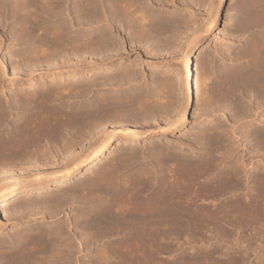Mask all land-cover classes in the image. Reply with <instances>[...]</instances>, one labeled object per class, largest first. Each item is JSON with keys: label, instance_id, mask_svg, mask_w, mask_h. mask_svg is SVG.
I'll return each instance as SVG.
<instances>
[{"label": "rangeland", "instance_id": "1", "mask_svg": "<svg viewBox=\"0 0 264 264\" xmlns=\"http://www.w3.org/2000/svg\"><path fill=\"white\" fill-rule=\"evenodd\" d=\"M176 5L164 4L160 9H157L158 11L156 10V14L166 15L172 23H181L180 25L183 26H180V29L177 28L173 33L171 31L169 33H172L171 35L167 33L160 37L162 38L161 40L152 39L154 43L150 41V44H132L129 41V36H123V42L126 40L123 44V53L108 61H102L99 58L94 59L96 61H91V63L88 61L89 64L86 62V64L79 65L73 71L79 73L78 77L73 80L66 79L67 81L65 83H60L62 85L65 84L64 86L69 90H65L66 93L69 94L71 92V99L66 97L61 101L51 102L47 106L48 108L52 106L54 110L63 108V110L65 109L64 111L72 109L74 112L78 110V113H87L85 120L77 116L75 117L79 118V121L75 117L74 119L72 117L75 121L70 119L72 120L70 121L71 124L77 121L78 126L80 125L81 131L77 135L80 134L81 137L84 134H89L96 127L101 126L98 129H102L109 126L110 121H114L112 123L113 125L120 124L122 121V124H137L136 127L139 129L153 128L155 124L164 125V121L169 118V114L164 112L167 108V111L169 109L186 110L183 130L170 134L167 137L154 136L151 142H146L142 139L132 149L126 146V149L124 148L122 151H119L105 164L95 165L90 172L84 175L83 179H74L76 181H73L67 188L31 195L11 208L0 209V243L5 242V240L8 243L15 242L19 239V236L21 237L29 230H34L33 233L36 234L41 230L50 232L54 229H62V233L64 231L63 235H52V244L55 242L54 245L56 246L53 245L55 249L53 248L54 251L52 253L55 254L60 251L62 252L61 255H64V260L62 259L64 262L61 264H264V231L263 233L259 232L264 227V208L260 212L261 215L258 213L255 215L253 213L252 216L254 215L256 217L250 220V222L247 221L249 223L245 220H243L244 222L232 220L233 222H227L229 225L226 224V226V222L222 223L223 221L221 219V222L219 219L213 220L212 222L211 219L208 221V218V220L203 218V214L206 217L209 214L212 215L214 212L219 216L225 212L226 214L232 213V216L238 215L239 210L237 209L240 207H237V204L239 202L236 199L234 201L233 197L238 193H242L244 190L242 189L241 192L238 190L237 192L235 191L237 189H230L234 191H231L232 193L229 192L223 197L221 195L215 197L216 194H213V197L210 190H214L207 187V179H205L207 175L203 169L199 170L200 168H198L199 171H196L197 168L195 169L194 167L193 171L188 166L182 169V174L184 172L185 175L183 174V177L181 176L182 178L179 176V181L181 182L179 183L178 181V187H186L185 189H188V191L190 189V191L186 194V190L182 188L185 194L183 191H179L182 194H179L180 196L178 195L182 200H178L177 197L172 199H177L178 202L180 201L184 205L181 207L180 204L181 209L179 208V210L181 214H186L184 215L185 219L189 216V221H191V212L198 211L199 216H201V219H197L198 221L193 220L187 222V219L185 221L183 220L184 218L182 219L183 223L181 222L182 224L179 227L182 230L187 229V231L184 230L182 232L183 235L182 233L178 235L172 232H169L167 235H157L159 234L158 229L160 225H158L159 228H157L158 226L153 228V231L157 229L153 235H122L121 233L123 231L120 228L114 231L110 228L97 232L87 225V222L91 220V216L93 217L94 214H99L100 211L112 204V196L113 198L116 196L115 199L117 198V194L126 196L131 191L130 189H133L132 187L136 185H140L139 183L142 186L144 185L143 187L147 186L150 192L156 191L157 181L160 175H163L161 170H164L163 172L166 174L169 172V169L172 167L175 168L176 159L179 161L178 159L193 157V155L205 152L202 150L203 147L205 148L204 142H206L207 138H212V136L216 137L219 135V138L227 140L230 145L231 156L227 155L228 159H225L226 161H222L223 156L216 155V161L220 164L219 169L223 172H226L232 166L241 167L242 164L244 167L246 166V170H249V173L252 167L261 166L262 170L264 169V102L262 107L260 106V109L256 106L253 98L249 97L251 96L250 93L246 95V92H248V90L246 91V87L250 89V86L246 83H242L243 85H241L233 79L235 77L234 75L238 72V68H241L242 64L249 59H245L244 56H246V53L254 55L253 60L257 66H264V0H222L220 3L218 0H180ZM213 9L218 10L216 29L211 36L199 35L200 41L197 45L203 44L205 46L209 43L212 44L211 47L203 55L197 56L196 60H194L195 56L190 55L191 52L189 53L193 70L189 77L190 89L188 91L185 87V78L177 64V55L180 49L184 50L183 48L190 33L197 31L200 34L199 27L206 23L207 17L214 12ZM14 24H16V21L8 18L6 32L14 28ZM169 36L170 38L168 39L167 37ZM164 37L167 39V45H165L168 49L164 47ZM163 39L164 41H162ZM159 41L160 43H158ZM13 43L12 41L7 43L5 49L0 51V86H2V89L0 88V97L3 100L4 97L8 98V95L10 93L12 94L13 91L14 95L17 91V94L24 93V90L29 91L27 85L30 82H32V88L38 89L37 91L40 92L43 82L46 81V85H49V81L47 82V80H50L44 74L45 71L43 70L35 71L32 74L30 82L26 81L29 78L26 72L21 75L22 72L18 71V73H15L16 71H12L10 64L13 63V60H11V54L15 49V44ZM248 44L250 49L242 53V50H245ZM7 46H9V49ZM252 48L257 50L258 53L256 54L257 51H254ZM197 52L193 50L192 54L195 53L196 55ZM10 57L11 59H9ZM85 58L86 60L90 59L88 56ZM110 73L118 76H122L123 74L130 75H128L127 82L123 80L120 83L117 81L114 84L103 85L101 83L104 78L103 76L109 75ZM87 78L90 81L94 78L95 80L93 79L91 81L92 83L96 81V84L89 88V91L86 88L91 82H88L89 80L87 81ZM82 79H84V82ZM54 82L57 83L59 80L54 79ZM78 82L84 84L80 87L81 90L85 89L86 94L82 93L85 97L83 95L78 96L77 93L80 90L71 87L73 83ZM49 86L51 87L52 85ZM67 86L72 89H69ZM50 87L49 89L52 88ZM49 89L47 90L49 91ZM12 96L10 95L9 98ZM74 96H77V99ZM11 100L12 98H10ZM56 105L60 108L55 107ZM160 105L161 107H159ZM25 107L29 109L30 106L28 107L26 105L23 107V113L28 114V109ZM53 108L51 110L45 108V110L48 113L49 111H54ZM45 110H42L44 112L43 114H46ZM72 110L69 112H72ZM145 110L155 112L154 118H140L141 115L147 113ZM92 113H94V116ZM20 115L22 113L17 114L15 111L12 113L8 119L9 121L6 123V131L11 130L17 125V122L14 124L11 123L17 119L16 116ZM112 116L116 118L114 117V119ZM130 116L135 117V119L138 117V121L133 117L132 119ZM80 119L82 120L81 122L84 121L82 124ZM115 120L121 121H117L115 124ZM138 123H140V126ZM148 125L149 127H147ZM71 131L69 136H67L68 134L66 135L65 142L68 144L70 141L72 144L79 142L75 145H77L76 149L80 148L79 146H83L85 143H81L80 135L76 137V134H73ZM257 131L258 134L254 135L253 132ZM259 135L260 137H258ZM62 142L65 143L64 139ZM55 144L57 150L61 149L59 148V146L61 147L60 143L57 142ZM159 147L163 151L165 150V154L158 153L159 155H156L155 151ZM131 153H136V157L133 156L134 159L130 158L132 156ZM54 158H56L54 159L56 163L62 160L59 156ZM171 158L173 161H171ZM202 170L204 172H201ZM103 171H106L108 174L106 175ZM249 173H246L247 176H249ZM144 174L149 175L144 176ZM105 177L108 179L106 180ZM82 183H86L84 186L87 187V190L85 188L82 191ZM167 184L169 185L170 183ZM167 184L165 188L168 190L170 188L172 189V186H168ZM194 191H199L200 196H198V193L195 195L196 193ZM251 194L253 195L252 192L248 195L251 197ZM157 197L159 196L154 195L147 202L135 199L136 201L133 200L131 204L140 207L138 209L141 211L143 208L146 209L145 207H148L146 205H151L150 209L152 208L154 210L155 207L158 209L159 205L157 203L160 204L161 197L159 199ZM262 197L264 198V195ZM191 198L193 201H190ZM218 200L227 201V204L222 207V205H219L221 201ZM186 201L189 207L186 206ZM231 202H236L237 204L234 203V205ZM228 203L231 204L228 205ZM131 204H127L126 206L130 207ZM184 208L190 212L189 215H187L188 212H185ZM169 225L170 229L177 227V225ZM255 227L262 228L259 231L257 229L258 232H255L256 234L258 233L257 235L251 232V229H256ZM188 228H193L194 231ZM49 238L47 237V240L50 241L51 239ZM6 245L8 244H5V247L2 248L3 250L1 249L0 251L8 252ZM52 253H46L48 255L45 253H42L43 255L40 254L41 260L44 259L42 260L43 263L38 259V264H46L47 259L45 257L49 259ZM67 256V261L69 260V262L65 261L66 258L64 257Z\"/></svg>", "mask_w": 264, "mask_h": 264}, {"label": "bare ground", "instance_id": "2", "mask_svg": "<svg viewBox=\"0 0 264 264\" xmlns=\"http://www.w3.org/2000/svg\"><path fill=\"white\" fill-rule=\"evenodd\" d=\"M178 1L180 0H0V51L5 49L7 43L11 41L14 42L13 44H15V49L11 54L12 59L11 57L9 58L13 60V63L10 62L12 71H16L15 73H18V71L22 72L21 75L26 72V74H28L27 77H29H25L27 78L26 81L30 82L32 74L35 71L43 70L45 71L44 74L47 76V78L50 79L47 80V82L49 81L48 84L52 85L51 88L49 85H46V81H44L42 86L40 85L42 90L39 92L37 91L38 89L36 90L32 88V82H30L27 85V89H29V91L24 90V93L21 91V94H17V91L14 95V91L12 90V94L10 93V95H13L12 97H10L12 98L11 101L9 98L10 95H8V98L4 97V100L0 97V209L11 208L16 204L21 203L25 198L31 195L41 194L43 192L56 189L67 188L73 181H76L74 179H83L84 175L90 172L92 167H94L95 165H101L103 163L105 164L111 157H114L126 146L132 149L134 145L142 139H144L146 142H151V139L154 136L167 137L170 134L181 132L183 130L186 115V110L183 108V110L169 109L167 111L168 108L165 107L167 109L166 111H163L169 114V118L164 121V125L155 124L153 125V128L148 129H139L136 127L137 124H134L135 126L122 124L123 121L118 124L117 121L120 122L121 120H115V124H117L113 125L112 123L114 121H110L109 117L107 116L109 121L111 122H109V126L102 129H98L101 126H95L96 128L94 130H92L90 133L87 132L89 134H84L82 135V137L80 134H78L81 137H78L81 139V143L83 144L84 142L85 144L83 146H79L80 148L76 149L77 145L75 144H78L79 142L73 144L71 143V141L69 144L65 142L66 135L68 134L67 136H69L71 129V132H73V134H76V137L78 136L77 133L81 131L79 127L80 125L78 126L77 121L74 124H71L70 121H72L75 116L82 117V120H85V115L87 113H78V110L77 112H74V110L72 109V112H69L71 110L64 111L65 109L63 110V108L59 110L56 108L57 110H54L52 106L51 108H53L54 111H49L47 113V111L45 110V108L51 110V108H48L47 106L51 102H57L59 100L61 101L66 97L68 99H71V92L69 94L66 93L65 90L68 89L64 86L65 84L62 85L60 83H65V81H67L66 79L73 80L74 78L78 77L79 73H75L73 71L76 70L79 65L86 64V62L88 61L91 63V61H96L94 59L99 58L102 61H108L113 57L119 56L120 53H123V44L124 42H126V40L123 42V36H129V41L132 44H150V41H152V39L161 40L162 38L160 37L166 35L167 33L169 34L171 31L173 33V31H176L177 28H179L180 26L182 27L183 25H180L181 23L175 24L170 22V19H168L166 15L156 14V10L160 9L162 5L169 3L177 6L176 4H178ZM218 1L220 3L222 0ZM213 11L214 12L207 17L206 23L199 27L200 34L197 33V31L190 33L183 48L184 50L180 49L177 55V64L179 65L183 77L185 78V87L188 91L190 89L189 77L193 70L189 53L191 52L190 55L195 56L194 60H196L197 56L203 55V53H205L211 47L212 44L209 43L205 46H203V44L199 46L197 45L200 41L199 35H205L206 37L211 36L216 29L218 10L213 9ZM8 18L14 19L16 21V24H14V28H12L9 32H6V22ZM167 38L169 39L170 36ZM164 39L165 45L167 39L166 37H164ZM164 39L162 41H164ZM152 42L154 43V41ZM158 43H160V41ZM166 45L164 47L168 49ZM248 46L249 44L247 45V47L245 45L246 48L245 50H242V53L250 49V47ZM7 48L9 49V46H7ZM193 50L198 51L196 55L195 53L192 54ZM257 53L258 51L256 52V54ZM245 55V59H249L244 64H242L241 68H238V72L236 73V75H234L235 77L233 79L234 81L239 82L241 85H243L242 83H246L250 86V89H247L246 87V91L248 90V92H246V95H249L248 93H250L251 96L249 97L253 98L256 106L260 108V106L262 107L264 102V66H257L254 63L253 54L251 55L250 53L249 55V53H246ZM86 56L90 57V59L86 60ZM128 75L123 74L122 76H118L116 74L110 73L109 75L103 76V81L100 82L103 83V85L112 83L114 84L115 82L117 83V81H119L120 83L123 80H126L127 82ZM54 79L59 80V82H54ZM84 79H82V81ZM93 79H91V81ZM86 80L88 81L89 79L87 78ZM91 81L89 80L88 82ZM80 82L73 84L71 83L72 88L75 87L77 88V90H80L77 93L78 96L85 93V89L81 90V87L84 84H81ZM95 84L96 81H93V83L91 82V84L88 86L87 84H85L87 86L86 89H88L89 91V88H91ZM48 86L52 90L49 89ZM78 86L81 87L79 88ZM1 87L2 86H0V88ZM71 87H69V89ZM47 89H49V91ZM75 98L77 99V96ZM26 105L28 107L30 106L29 109L25 107L26 109H28V114L23 113V107ZM163 105L166 106L165 104ZM55 107L58 106L56 105ZM159 107H161V105ZM42 110H45L46 114H43L44 112H42ZM14 111L17 114L22 113V115L16 116L17 119H14L15 121L13 123H10L14 124L17 122V125H15L11 130L6 131V123L9 121L8 119L12 115V113H14ZM146 112V114H143L141 112L143 115H141L140 118H154L155 112ZM93 114L94 113H92V115ZM112 117L114 118L115 116ZM133 118L135 119V117ZM76 119L78 120L79 118ZM82 120L80 119V122ZM135 120L138 121V117ZM83 122H81V124ZM139 124L140 123H138V125ZM147 127H149V125ZM253 134L257 135L258 131L253 132ZM258 137H260V135ZM63 139L65 143L62 142ZM57 142L60 143L61 147L59 146V148L61 149L57 150V147L55 146V143ZM204 145L205 148L203 146L201 147H203L202 150L205 152L202 151L203 153L193 155V157L178 159L179 161H177L176 159L175 168L172 167L166 174L163 172L164 170H161L163 175L161 174L157 181L156 191L153 190L154 192H150L147 189V186L143 187L144 185L142 186L141 183H139L140 185L135 184L137 187H132L133 189H130L131 191H128L129 194H127L126 196L117 194L116 199V196L114 198L112 196V204H110L104 210L100 211L99 214H94L93 217L91 216V220L90 222H87V225L97 232L105 231V229L108 230L110 228L114 231L116 229L119 230L120 228V230L123 231L121 233L122 235H153L155 230L157 231V229H154L153 231V228L158 225H160V228L159 226L157 227L159 228V234L157 235H167L169 232L180 235L184 230L187 231L186 228L182 230L181 227H179V225L183 223L182 219L186 214H181L179 208L181 209V207H183L184 205H182L180 201V203L178 202V200L181 199V197H178V195L180 194L179 191H183V189L186 188L182 186H180L181 188L178 187V181L180 180L181 176L183 177L184 172L182 174V169L185 167L187 168V166L189 168L191 167V170L193 171V167L195 169L197 168L196 171L198 170V168H200L199 170L203 169L205 171L204 172L202 170L201 172H204L207 175V178H205L207 179L206 185L207 187H210L212 190H214H210V193L213 197V194H216L215 197L219 195L223 197L224 195H227L232 191L230 189H237L235 190L237 192L238 190L240 192L242 191V189L244 190L242 193H238L233 197L234 201L237 200L240 203H238V206V204L234 202L237 204V207L241 208H236L237 210H239V214L237 212L238 215L232 216V213L226 214L225 212L224 214L222 213L219 216L214 212L212 215L209 214V216L206 217H204L203 215L205 214H203V218H208V221H210L211 219L212 222L213 220L215 221L217 219H221L223 221L222 223L226 222L225 225H229V223L227 222H233L232 220H236L237 222H244L243 220H245L246 222H250V220H253L256 216H252V214H260L261 210L264 208V198L262 197L264 195V169L262 170L261 166H257L255 168L252 167L251 172L249 173V170H246V166L244 167L241 162V167L232 166L229 170L223 172L219 169L220 164L216 161V155L223 156V158L221 157L222 161H226L225 159H228L227 155H230L231 150L229 142L225 139L219 138L218 135L216 137L212 136V138L210 139L207 138L206 142H204ZM160 147L157 148V151H155L156 155H159L158 153H164L165 150L163 151ZM135 154L131 153L132 156L130 155V158L134 159L133 156L136 157ZM56 156H59L62 160L56 163V161H54V159H56L54 157ZM163 160L165 161V159ZM171 161H173V159ZM160 162L164 163L163 161ZM106 171H103V173L107 175L108 173ZM246 173H249V176H247ZM145 174L144 176L149 175ZM190 175L192 176V174ZM180 182L181 181H179V183ZM167 183L170 184L168 185ZM82 184V191H84L83 189L85 188V190H87V187L84 186V184L86 183ZM166 184L168 186H172V189H166ZM193 185L195 184L193 183ZM189 191L187 189L186 192L183 191V193L185 192L187 194V192ZM194 192L196 193L194 194L197 195L199 191ZM251 192L253 193V195L251 194L252 196L250 197L248 194ZM199 194L200 193H198V196H200ZM154 195L161 197L160 204L157 203L159 205V208L157 209L155 207L156 210H153L152 208L151 210V205H146L148 207H145L146 209L143 208L141 211L138 209L140 207L131 204V202H133V200L135 199L138 201L144 200L147 202L149 201L148 199L154 197ZM198 196L196 197L198 198ZM159 197L157 198L159 199ZM176 197L178 199H176L177 201L172 200ZM190 201H193V199L191 198ZM218 201H221L219 202V205H222V207L223 205L227 204V201ZM189 203L191 204V202ZM214 203L216 204V202ZM231 203H228V205ZM127 204H131L130 207L126 206ZM186 206L189 207L187 201ZM185 212L188 211L185 209ZM197 212H191V221H198V218L201 219V216H199V212L198 214ZM189 214L190 212H188L187 215ZM188 217L186 218L187 222H191L189 221L190 219ZM186 219L184 218L183 220L185 221ZM169 224H171L172 226L177 225V227L175 226L176 228L173 227L174 229H170ZM188 229L193 230V228ZM257 229L259 231L262 228H256V231L251 229V232L253 234H256L255 232H258ZM263 229L259 232L263 233ZM220 231L222 230L220 229ZM33 232L34 230L27 231V233H25L21 237L19 236V239L15 242L12 241V243L6 242L7 240H5V242H1L0 250L5 247V244H8L6 245L8 252L0 251V264H38V259L41 262L44 259L43 258L41 260L40 254H46L48 252L52 253L55 249V242L54 244H52V235H63L64 233V231L62 233V229H54L50 232H44L41 230L38 232L36 231V234H34ZM47 237H50L49 239L51 240H47ZM59 252L55 254L52 253V255L49 256V259L45 257V259H47L46 264H58L59 262L61 264L62 262H64V255H61L62 252ZM64 258H66V262H69V260L67 261L68 256Z\"/></svg>", "mask_w": 264, "mask_h": 264}]
</instances>
